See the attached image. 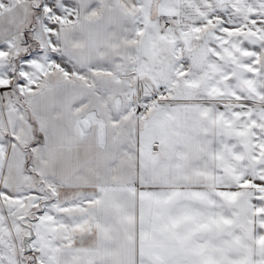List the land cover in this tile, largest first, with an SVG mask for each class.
Instances as JSON below:
<instances>
[{
	"label": "snow or ice",
	"instance_id": "obj_1",
	"mask_svg": "<svg viewBox=\"0 0 264 264\" xmlns=\"http://www.w3.org/2000/svg\"><path fill=\"white\" fill-rule=\"evenodd\" d=\"M0 264H264V0H0Z\"/></svg>",
	"mask_w": 264,
	"mask_h": 264
}]
</instances>
